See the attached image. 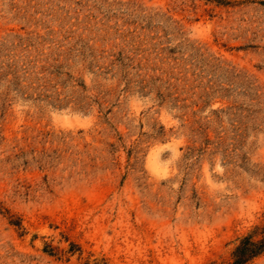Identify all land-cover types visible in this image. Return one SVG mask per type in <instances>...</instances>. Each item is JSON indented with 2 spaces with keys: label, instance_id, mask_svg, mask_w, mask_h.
<instances>
[{
  "label": "rangeland",
  "instance_id": "obj_1",
  "mask_svg": "<svg viewBox=\"0 0 264 264\" xmlns=\"http://www.w3.org/2000/svg\"><path fill=\"white\" fill-rule=\"evenodd\" d=\"M263 229L264 0H0V264H231Z\"/></svg>",
  "mask_w": 264,
  "mask_h": 264
},
{
  "label": "trees",
  "instance_id": "obj_2",
  "mask_svg": "<svg viewBox=\"0 0 264 264\" xmlns=\"http://www.w3.org/2000/svg\"><path fill=\"white\" fill-rule=\"evenodd\" d=\"M261 233L262 239L259 241H254L252 236H247L240 241V244L232 252L231 264H248L264 252V229Z\"/></svg>",
  "mask_w": 264,
  "mask_h": 264
}]
</instances>
